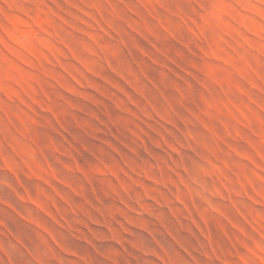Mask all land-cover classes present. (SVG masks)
<instances>
[{"label":"rangeland","instance_id":"obj_1","mask_svg":"<svg viewBox=\"0 0 264 264\" xmlns=\"http://www.w3.org/2000/svg\"><path fill=\"white\" fill-rule=\"evenodd\" d=\"M0 264H264V0H0Z\"/></svg>","mask_w":264,"mask_h":264}]
</instances>
